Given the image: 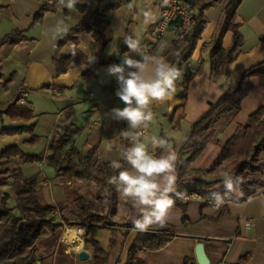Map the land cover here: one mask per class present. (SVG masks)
I'll return each instance as SVG.
<instances>
[{"label":"crops","instance_id":"1","mask_svg":"<svg viewBox=\"0 0 264 264\" xmlns=\"http://www.w3.org/2000/svg\"><path fill=\"white\" fill-rule=\"evenodd\" d=\"M207 2L209 5L203 14L208 23L200 39L193 47L184 44L185 54L189 56L182 64H172L164 52L176 40L175 31L159 39L152 36L162 0H0V39L15 30H22L25 36L15 44L7 42L0 47V102L5 103L18 94V104L31 108L34 113L31 121L13 120L6 115L1 118L6 122L4 128H22L14 135L0 137V162L12 151L23 157L30 155L20 151L17 135L28 134L30 140L39 138L34 132L37 119L46 117L48 134L44 153L48 152L49 142L63 134L68 139L67 147L74 144L87 151L97 145L100 158L115 164L121 157L122 144L128 141L117 115L110 110L115 100V75L125 82L130 79L128 87L117 95L120 107L132 116L129 130L135 131L140 119L148 123V133L138 143L131 145L128 141V155L136 166L120 183V203L113 224H93L88 234L89 239L98 241L106 250V264H126L129 248L136 244L138 232L144 230L145 215L175 192V189H166L177 176L178 159L188 156L180 148L193 122L236 83L243 71L264 60V0H242L235 18L243 36L240 53L230 64L228 77L210 74L209 49L202 48L216 29L222 3ZM45 3L53 10L45 11L41 23L36 24L35 14ZM80 4L83 6L78 8ZM105 7H110L100 26L107 38L105 44L91 32H82L75 35V41L59 45L73 27L85 25ZM231 43L232 32L227 31L222 37V47L227 48ZM148 44L152 47L150 50ZM76 49L86 57L84 62L57 73L55 61ZM111 58L115 59L111 64L98 61ZM188 71L193 76L185 89L183 76ZM243 88L247 94L241 109L214 124L212 140L190 168L209 169L234 130L245 126L249 116L264 107V74L247 78ZM42 101L46 102V108H39ZM31 124L32 129L27 128ZM165 139L169 140L168 146L156 156ZM260 159L264 161V151ZM147 162L151 168L143 170L141 166ZM43 163V159L38 161L40 169ZM238 163L231 160L221 175L190 177L214 182L205 190L209 194L193 192L196 195L188 200L185 221L179 207L170 206L160 212L155 224L173 227L163 231L170 234L171 239L157 250L140 249L138 256L142 264H182L186 257L198 264L195 245L200 241L204 243L209 264H264V185L245 200H240L241 195L238 200L210 196L225 188ZM22 176L27 177L23 172ZM43 177L48 184L50 179L64 186L74 182L72 179L63 184V178L56 172L54 177L49 178L44 173ZM224 177L226 181L222 182ZM191 186L187 183L188 191ZM49 194V200L43 202L50 204L52 197L55 203L64 204L67 198L65 192L57 199L51 190ZM246 221L249 226H245ZM45 243L39 247L35 264L92 262V252L85 245L84 237L83 247L89 252L87 260H80L76 253H66L65 248L60 257L57 241L53 248Z\"/></svg>","mask_w":264,"mask_h":264},{"label":"trees","instance_id":"2","mask_svg":"<svg viewBox=\"0 0 264 264\" xmlns=\"http://www.w3.org/2000/svg\"><path fill=\"white\" fill-rule=\"evenodd\" d=\"M192 7L196 9L197 15L192 33L186 34L182 39L175 40L173 45L164 52L166 59L174 64H182L189 54H185L184 44L192 47L200 39L205 29L208 19L203 14V10L208 7L207 0H188ZM222 3V11L216 29L211 39L203 44L204 49H209L210 74L214 77H228L230 75V64L240 53L243 44V36L239 30V24L235 22L236 10L242 0H216ZM81 8L83 5H77ZM110 7H105L102 12H97L93 18L82 26H75L69 35L60 40L59 45L68 40H76L75 35L82 32H91L102 41L107 42L100 29L101 24L106 20V12ZM53 10L46 3L42 5L35 14L34 23L39 24L45 11ZM232 32V43L229 47H222V37L225 32ZM25 38L22 30H15L0 39V47L9 42L15 44ZM126 46L122 48L125 49ZM86 57L78 49L70 55L55 61L56 72H63L70 65H78L84 62ZM100 63L111 64L114 58L104 60L98 59ZM264 74V60L259 61L243 71L234 85H231L223 95L210 105L208 110L200 115L192 124L189 133L182 144L180 150L187 152L185 159L177 161V176L174 182L166 189H175V192L166 196L157 205L150 208L145 215L144 230L138 232L136 244H132L128 251L126 264H142L143 260L138 256L142 248L157 250L162 248L171 239L170 234L163 233L164 230H172L173 227L155 224L161 211L170 207H179L183 212V220H186L187 202H183L181 197L188 192L187 183L192 184L190 191L207 195L213 183L205 182L201 179L190 178L192 175L212 174L220 172L224 164L231 160L239 161V169L235 181L229 184V188L217 193H211L214 198H230L238 200L236 196L240 194L245 200L253 193L257 192L264 185V161L260 159V153L264 151V122L262 116L264 107L258 108L249 116V121L245 126H238L234 134L222 146V152L214 161L208 171L192 169L190 165L203 152L206 145L212 140V128L221 118L238 112L241 109L243 98L247 90L243 88L244 81L254 75ZM1 76V72H0ZM191 72H186L183 76V85L186 89L188 82L192 78ZM130 79L126 80L128 87ZM20 97L14 95L9 101L0 102V118L4 115L13 120L31 121L34 117L31 108L19 105ZM33 125L27 128L32 129ZM22 127L4 128L3 133L12 135ZM34 140V139H32ZM159 145L156 156L168 146L169 140ZM68 139L59 134L49 142L47 164L56 171L65 181L72 179L82 182H93L96 188L95 201H87L83 195L75 192V202L77 204V218L80 228L84 229V243L92 252L91 264H106L107 252L101 244L89 239L88 234L93 224L110 223L119 207L120 183L126 178L129 171L135 168V162L129 158L130 144L124 141L121 147V157L112 164L100 158L98 146L95 145L87 151L77 148L74 144L67 147ZM40 155H25L23 161H40ZM10 167L0 163V185L9 183L11 177ZM14 194L20 216L12 213L11 208L6 205L9 195L5 193L0 199V264H35L41 241L48 242L53 248L57 235L56 230L63 227V222H56L55 206L40 200L39 185L35 177H23L15 180ZM106 210V214L101 212ZM43 217H48L44 219ZM109 217V218H107ZM133 225V224H132ZM48 232L47 235H43ZM182 264H195L191 258L186 257Z\"/></svg>","mask_w":264,"mask_h":264},{"label":"rangeland","instance_id":"3","mask_svg":"<svg viewBox=\"0 0 264 264\" xmlns=\"http://www.w3.org/2000/svg\"><path fill=\"white\" fill-rule=\"evenodd\" d=\"M41 107L46 108V102L42 101L39 105V108H41ZM46 121H47L46 117L39 120V121L37 119L38 123L36 124L34 132L37 133L39 138H35L34 140H30L29 139L30 135H28V134L21 133V135H17L20 137V139H19L20 151L24 152L25 154L42 156V159L44 160L42 169H40L38 161H33V162L28 161V162L23 163L24 157H23V155H21L17 151H12V153H7L6 160H4L0 163L10 167L9 173H10L11 177L9 179L8 184L0 185V199L5 193H7L9 195L7 202H6L7 207L11 208V211L13 214L18 215V216L21 215V213L19 212V210L17 208L16 196L14 194V185H15V180L20 178V176L22 175V172L24 173V176H27V177L31 176V177L36 178L38 185H39V188H40V200L41 201L48 199V197L50 196L49 190H51V194H53V196L56 199L60 197L61 192H65L67 195V198H66V201L64 204H58L57 202L55 203V201L52 200V197H50V204L54 205L55 208L57 209V213H56V217H55L56 222H60V221L63 222V227L58 228L56 230V233H55V236L57 235V243H58L57 249H58V253H59L60 257L64 255L65 249L68 251V252L66 251V253H71V254L75 255V253L77 254L78 251L72 252V250L68 249L66 243L62 240V234L65 230V227L79 228L78 226L81 225L78 222V218H77L78 208H77V204L75 202V195L74 194L76 192L80 195H83L87 201H95L96 188H95V185L93 182H82V181H78V180L74 179L73 180L74 182H72V184L64 186V185H61L60 183H58V181H54L52 179H50V182L48 184V181H46V179H44L43 173L46 174L49 178H51V177L55 176V172H56L53 169V167L49 166L46 162L49 150H48V152L44 153V150L46 149L45 148L46 147V135L48 134V127L46 126ZM5 123L6 122H3L0 118V129L1 130H3L4 127L6 126V125H4ZM236 129L234 130V132L236 131ZM234 132H233V134H234ZM4 134L5 133L2 132L0 134V137L3 136ZM12 135H14V134H12ZM181 158L185 159L183 157H181ZM229 162L224 164V167L220 172L212 173V174H201V175H207L209 177L215 176V175H221L225 172L226 165ZM212 165L210 166V168L212 167ZM141 168L143 170H147V169H150L151 166L147 162L143 166H141ZM209 169L204 170V171H208ZM238 169H239V163H238L236 170L233 172L232 177L229 181H226L225 177L221 179L222 182L226 181V185H225V188H223V190L226 188H229V184L231 182L235 181ZM66 183H67V181H65L63 179V184H66ZM211 183H214V182H211ZM229 189H230V191H232V188H229ZM188 192L193 193L194 191H188ZM196 193H198V192H196ZM239 196H240V194H238L236 196V198H238ZM101 213L103 215H105L106 210L101 212ZM107 218H109V217H107ZM111 220L113 221V217H111L109 219V221H111ZM98 224L111 225L110 223H103V222L98 223ZM45 234H48V232H46ZM45 234H43V235H45ZM81 237L83 239V235ZM61 240H62V243H61ZM43 243H44V241H41L40 248L42 246H44ZM63 244H64V246H63Z\"/></svg>","mask_w":264,"mask_h":264},{"label":"built area","instance_id":"4","mask_svg":"<svg viewBox=\"0 0 264 264\" xmlns=\"http://www.w3.org/2000/svg\"><path fill=\"white\" fill-rule=\"evenodd\" d=\"M196 15V9L192 7L188 0H162L158 22L152 34L153 38L159 39L167 33L175 31L176 40L182 39L186 34L192 33ZM147 48L150 50L152 47L148 44ZM113 88L115 91V100L110 110L117 115L122 133H124L131 145H135L148 133V123L146 120L140 119L136 130L131 132L128 127V122L132 116L126 109L120 107L117 96L126 89V82L115 75L113 77ZM194 195L196 194L186 192L182 195L181 200L187 202ZM215 205L217 206L218 203ZM54 213H57L56 208L54 209ZM43 218L48 219V217ZM249 225V221H246L245 226ZM83 232L84 230L80 235Z\"/></svg>","mask_w":264,"mask_h":264},{"label":"bare ground","instance_id":"5","mask_svg":"<svg viewBox=\"0 0 264 264\" xmlns=\"http://www.w3.org/2000/svg\"><path fill=\"white\" fill-rule=\"evenodd\" d=\"M82 228L66 227L63 234L62 240L66 243L67 248L72 251H79L83 248V239L80 236Z\"/></svg>","mask_w":264,"mask_h":264},{"label":"water","instance_id":"6","mask_svg":"<svg viewBox=\"0 0 264 264\" xmlns=\"http://www.w3.org/2000/svg\"><path fill=\"white\" fill-rule=\"evenodd\" d=\"M77 257L80 260H87L89 258V252L86 247H83L77 252ZM195 257L198 264H209V259L204 249V243L201 241L195 245Z\"/></svg>","mask_w":264,"mask_h":264}]
</instances>
